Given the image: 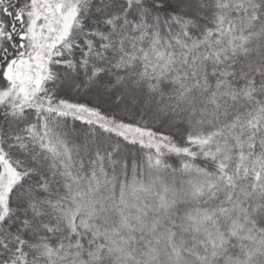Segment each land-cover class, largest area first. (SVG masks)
<instances>
[{"label":"snow or ice","instance_id":"snow-or-ice-1","mask_svg":"<svg viewBox=\"0 0 264 264\" xmlns=\"http://www.w3.org/2000/svg\"><path fill=\"white\" fill-rule=\"evenodd\" d=\"M0 264H264V0H0Z\"/></svg>","mask_w":264,"mask_h":264}]
</instances>
